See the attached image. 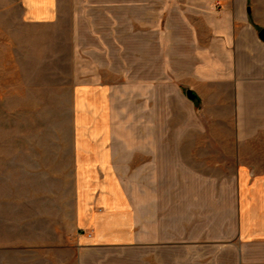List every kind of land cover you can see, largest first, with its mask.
<instances>
[{
	"label": "rangeland",
	"instance_id": "obj_1",
	"mask_svg": "<svg viewBox=\"0 0 264 264\" xmlns=\"http://www.w3.org/2000/svg\"><path fill=\"white\" fill-rule=\"evenodd\" d=\"M200 1L58 0L54 22L33 24L23 0H0V242L73 236L74 88L100 83L113 88L124 142L154 144L156 164L169 166L155 169V186L176 190L152 203L159 219L177 222L156 226L155 237L182 246V144L204 149L191 154L214 174L234 155L207 151L228 138L197 135L196 122L211 133L218 120L202 119L208 106L188 104L187 89L182 100V27L205 45L210 10L223 8ZM253 255L263 261L264 248Z\"/></svg>",
	"mask_w": 264,
	"mask_h": 264
},
{
	"label": "crops",
	"instance_id": "obj_2",
	"mask_svg": "<svg viewBox=\"0 0 264 264\" xmlns=\"http://www.w3.org/2000/svg\"><path fill=\"white\" fill-rule=\"evenodd\" d=\"M217 1L223 8L210 10L205 45L197 30L194 38L182 27V100L184 89L193 92L197 100L188 104L202 102L209 108L202 119L218 120L211 133L196 122L197 135L228 138L207 151L234 155L224 163L225 175L214 174L191 154L204 149L182 144V246L155 237L156 226L169 230L177 222L159 219L152 203L176 190L169 182L155 186V169L169 166L156 164L154 144L124 142L112 87L83 83L74 88L73 236L0 242V264L264 263L253 255L264 248V0H201L196 6L211 9ZM23 3L30 23L57 19L58 0Z\"/></svg>",
	"mask_w": 264,
	"mask_h": 264
},
{
	"label": "water",
	"instance_id": "obj_3",
	"mask_svg": "<svg viewBox=\"0 0 264 264\" xmlns=\"http://www.w3.org/2000/svg\"><path fill=\"white\" fill-rule=\"evenodd\" d=\"M259 37H260V39L264 42V30H262V31L259 33ZM187 97H188V99H190L191 101H196V100H197L196 95H195L193 92H191V91H189V92L187 93Z\"/></svg>",
	"mask_w": 264,
	"mask_h": 264
}]
</instances>
